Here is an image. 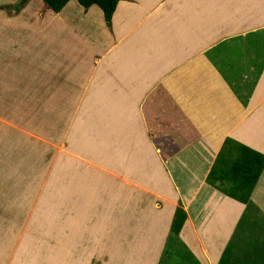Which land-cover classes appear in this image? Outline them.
Instances as JSON below:
<instances>
[{"label":"crops","instance_id":"obj_1","mask_svg":"<svg viewBox=\"0 0 264 264\" xmlns=\"http://www.w3.org/2000/svg\"><path fill=\"white\" fill-rule=\"evenodd\" d=\"M55 13L37 24L75 37L49 43L54 61L68 59L63 83L82 91L59 208L68 194L81 203L68 214L100 217L118 250L131 232L134 260L142 249L156 264L181 202L186 219L167 249L183 264H264V168L248 203L206 181L226 137L264 154V0H119L109 25L96 5Z\"/></svg>","mask_w":264,"mask_h":264},{"label":"rangeland","instance_id":"obj_2","mask_svg":"<svg viewBox=\"0 0 264 264\" xmlns=\"http://www.w3.org/2000/svg\"><path fill=\"white\" fill-rule=\"evenodd\" d=\"M70 1L81 10L92 6ZM17 2L0 0V264H119L125 255L130 264H148L151 254L146 260L142 249L140 262L134 260L131 232L124 233L118 250L109 245L100 217L66 212L81 203L70 205L67 194L64 208H59L58 197L66 198L74 177L63 169L78 157L72 159L69 152V142L74 141L69 133L77 103L72 97L82 91L69 90L63 83L68 78V59L54 61L49 42L54 37H75L67 32L53 35L38 26V21L58 15L42 0H29L14 12ZM54 29L52 23L46 30ZM55 163L60 170L57 177ZM139 238L147 235L140 232ZM164 248L156 264L189 263L184 252L183 260L174 247L166 254Z\"/></svg>","mask_w":264,"mask_h":264},{"label":"trees","instance_id":"obj_3","mask_svg":"<svg viewBox=\"0 0 264 264\" xmlns=\"http://www.w3.org/2000/svg\"><path fill=\"white\" fill-rule=\"evenodd\" d=\"M29 0H19V5L13 6L14 12L24 6ZM45 5L58 12L69 0H42ZM82 6H98L103 13L107 25L119 0H77ZM264 168V154L257 152L232 138L226 137L215 160L206 176V181L222 193L243 203H248L251 192ZM186 219V212L178 203L166 238L164 252L170 244L179 239V232ZM169 249V248H168ZM224 262V255L220 264ZM159 264H162L161 262Z\"/></svg>","mask_w":264,"mask_h":264},{"label":"clouds","instance_id":"obj_4","mask_svg":"<svg viewBox=\"0 0 264 264\" xmlns=\"http://www.w3.org/2000/svg\"><path fill=\"white\" fill-rule=\"evenodd\" d=\"M69 1H70V0H69ZM67 2H68V1H67ZM67 2H66V3H67ZM77 2H78V1H77ZM66 3H65V4H66ZM63 7H64V6H63ZM63 7H62V8H63ZM176 207H177V206H176ZM175 209H176V208H175ZM183 209H184V208H183ZM185 212H186V211H185ZM184 221H185V220H184ZM169 228H170V227H169ZM168 233H169V231H168ZM167 235H168V234H167Z\"/></svg>","mask_w":264,"mask_h":264}]
</instances>
